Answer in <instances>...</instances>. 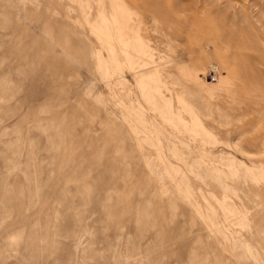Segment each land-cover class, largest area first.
Segmentation results:
<instances>
[{"label":"rangeland","instance_id":"rangeland-1","mask_svg":"<svg viewBox=\"0 0 264 264\" xmlns=\"http://www.w3.org/2000/svg\"><path fill=\"white\" fill-rule=\"evenodd\" d=\"M0 264H264V0H0Z\"/></svg>","mask_w":264,"mask_h":264},{"label":"bare ground","instance_id":"bare-ground-1","mask_svg":"<svg viewBox=\"0 0 264 264\" xmlns=\"http://www.w3.org/2000/svg\"><path fill=\"white\" fill-rule=\"evenodd\" d=\"M102 4V3H101ZM104 7V6H103ZM105 7H107V5L105 6ZM104 9V8H103ZM109 10V9H108ZM108 13V12H107ZM122 29V28H121ZM123 30H125L124 28H123ZM110 31V30H109ZM122 32H124V31H122ZM132 32V31H131ZM126 33V32H125ZM100 34V33H99ZM131 33H127V35H130ZM120 35H121V31H120ZM102 36V35H101ZM112 39H113V37H112ZM133 40H131L130 38H127V36H123V37H121V44H122V47H123V49H121L122 51H123V53H127L128 55L130 54L129 53V49L128 48H132L133 50H134V52L136 53V55L137 56H139L140 57V55H141V58L140 59H138L137 61H136V63L135 64H137V65H140L141 63H144L145 62V64L146 63H148L149 65H151V63H150V60H149V56H147V53H146V51L143 49V44H142V42L137 38V37H135V38H132ZM114 43V42H113ZM111 44H109V45H107V50H110L111 51V53H110V55H113L114 54V52L116 51L115 50V48L113 47L114 45H112V46H110ZM115 47H116V45H115ZM121 51V52H122ZM126 54V55H127ZM125 55V56H126ZM123 56V55H122ZM121 57V56H120ZM123 58V57H122ZM128 58V57H127ZM130 58H131V56H130ZM122 62H124V61H122ZM144 64V65H145ZM137 65H135V66H137ZM144 65H141V66H144ZM133 66V65H132ZM146 67L148 66V65H145ZM144 66V67H145ZM131 67V66H130ZM141 68V67H140ZM136 69H138V70H140L139 68H136ZM137 70V71H138ZM116 78V77H115ZM118 82V81H117ZM146 82V81H145ZM148 83V82H147ZM128 85V84H127ZM136 87V86H135ZM147 87V86H146ZM137 90H139V89H137ZM148 92V91H147ZM147 94H149V92L148 93H146V94H143V93H141V94H139V95H143V96H146L147 97ZM153 94V96H156L154 93H152ZM150 96H152L151 94H149V96L148 97H150ZM150 98H152V97H150ZM147 100L149 99V98H146ZM162 101V100H161ZM165 103H167L166 101H165ZM166 106V105H165ZM167 108V107H166ZM189 113V112H188ZM163 117V116H162ZM168 117V116H167ZM170 117V116H169ZM168 117V118H169ZM201 142L202 143H205V140H204V138L203 139H201ZM209 145H211V147H215V143L213 142H211ZM212 148V149H213ZM199 151V150H198ZM202 151H203V149H202ZM204 151H205V149H204ZM203 151V152H204ZM203 152H201V153H203ZM205 154L206 155H208V157H211V158H216V157H219V155H217V154H213V153H211V152H207V151H205ZM204 155V154H203ZM205 155V156H206ZM220 155L221 156H224V158H227L228 160H229V156L226 154V152H224V151H221L220 152ZM178 157V156H177Z\"/></svg>","mask_w":264,"mask_h":264}]
</instances>
